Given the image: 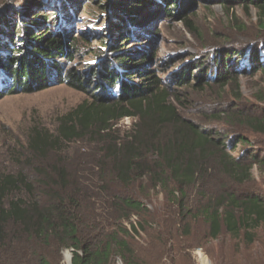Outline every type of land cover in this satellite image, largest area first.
<instances>
[{"label":"trees","instance_id":"obj_1","mask_svg":"<svg viewBox=\"0 0 264 264\" xmlns=\"http://www.w3.org/2000/svg\"><path fill=\"white\" fill-rule=\"evenodd\" d=\"M57 1L63 8L70 0ZM132 1L140 8L159 0ZM234 1L258 8L261 32L247 46L237 43L215 59L203 71L205 77L202 71L177 75L178 85L199 89L213 81L225 87L249 71H264V0ZM52 10L54 26L47 24L54 30L43 35L33 33L40 26L36 21L27 20L33 26L21 32L5 21L7 31H0V98L18 87L26 92L44 89L52 79L81 89L100 78V95L61 117L54 129L34 127L24 149L14 152L11 168L0 171V264H58L66 248L73 250L72 264H114L117 257L123 264H149L134 243L142 232L152 236L145 221V181L160 187L180 222L202 218L212 239L228 233L252 242L264 227V197L236 189L250 181L255 164L264 166V155L248 150L254 145L251 139L234 130L228 141L212 136L182 115L154 74L146 73L142 84L125 81L119 72L130 70L139 58L121 57L115 68L101 64L91 70L92 79L85 71L64 70L58 58L69 55L78 38L66 30L69 11L62 9L65 21L57 24L62 11ZM112 25L115 37H131L123 23ZM220 114L264 133V111L249 115L239 105ZM124 117L137 120L118 137L114 126ZM76 143L91 153H76ZM238 144L243 150L233 155ZM214 176L218 186H205ZM201 188L203 192H196Z\"/></svg>","mask_w":264,"mask_h":264},{"label":"rangeland","instance_id":"obj_2","mask_svg":"<svg viewBox=\"0 0 264 264\" xmlns=\"http://www.w3.org/2000/svg\"><path fill=\"white\" fill-rule=\"evenodd\" d=\"M166 1L137 8L132 0H70L63 6L71 16L65 27L70 30L69 35L78 39L70 46L69 55L58 58V62L64 70L85 71V77L89 75L92 79L91 70L97 71L101 64L113 63L111 66L115 68L121 57L139 58L138 64L130 65V70L118 71L125 81L142 84L146 73L154 74L184 117L225 141L232 130L242 132L254 143L248 150L264 155V133L245 125L237 126L231 116L220 114L223 109L241 105L245 113L260 115L264 111V71L248 70L238 81L225 87L209 81L210 84L198 89L190 83L178 85L176 80L177 75L190 71L192 74L202 71L201 76L205 77L203 71H209L213 61L225 56L227 50L235 48L237 43L247 46L248 39L261 32L258 8L234 0ZM43 5L51 8L45 10ZM63 8H59L57 0H0V31H7L6 20L15 27L14 31L17 27V31H24L33 26L27 21L30 19L40 25L33 33L43 35L45 31L54 30L47 24L48 21L53 24L52 9L62 11L56 23L64 24L67 14H63ZM119 23L128 27L131 37L114 36L112 24ZM21 49L27 50V47L21 46ZM99 80L92 79L93 85L86 82V86L77 89L52 79L44 89L26 92L18 87L0 98V171L11 168L14 152L24 149L34 127L54 129L61 117L93 99L94 95L99 96L96 89ZM136 120L133 117L121 119L114 126L115 135H125ZM84 147L76 143L73 149L76 153H91V149ZM243 147L238 144L232 154L240 155ZM218 180L217 176L209 177L205 186L215 188ZM142 184L145 186L143 201L149 208L145 221L152 236L142 232L143 236L137 237L134 243L149 264H202L203 256L209 264H264V227L255 232L252 242L228 233L212 239L202 218L187 217L180 222L160 187L151 188L148 181ZM237 188L264 197V166L255 164L250 181ZM203 191L204 188L196 190ZM71 254L73 258L72 249H64L58 264H69ZM114 264H123V261L117 257Z\"/></svg>","mask_w":264,"mask_h":264},{"label":"bare ground","instance_id":"obj_3","mask_svg":"<svg viewBox=\"0 0 264 264\" xmlns=\"http://www.w3.org/2000/svg\"><path fill=\"white\" fill-rule=\"evenodd\" d=\"M70 259H71V257L69 255V261H70ZM201 262H202V264H209V261L205 256L201 257Z\"/></svg>","mask_w":264,"mask_h":264},{"label":"water","instance_id":"obj_4","mask_svg":"<svg viewBox=\"0 0 264 264\" xmlns=\"http://www.w3.org/2000/svg\"><path fill=\"white\" fill-rule=\"evenodd\" d=\"M69 264H72V254H71V259H70V263Z\"/></svg>","mask_w":264,"mask_h":264}]
</instances>
